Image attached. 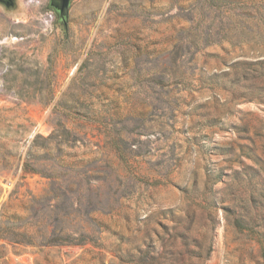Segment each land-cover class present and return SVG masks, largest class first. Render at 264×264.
<instances>
[{"label":"rangeland","instance_id":"1","mask_svg":"<svg viewBox=\"0 0 264 264\" xmlns=\"http://www.w3.org/2000/svg\"><path fill=\"white\" fill-rule=\"evenodd\" d=\"M258 87L264 0H0V264H264Z\"/></svg>","mask_w":264,"mask_h":264},{"label":"trees","instance_id":"2","mask_svg":"<svg viewBox=\"0 0 264 264\" xmlns=\"http://www.w3.org/2000/svg\"><path fill=\"white\" fill-rule=\"evenodd\" d=\"M254 65H259V67L262 65V64H254ZM232 70H235L233 67H232ZM247 70H252V68H247ZM253 71H255V70H253ZM243 72V71H242ZM238 74V73H237ZM238 77H240V79H245V73L243 72L240 76H238ZM238 77H237V79H238ZM234 80V79H233ZM255 90H257L259 93H257V94H259V95H261V97L260 98H262L263 96H264V87L263 88H261V87H258V88H255ZM246 94L247 96H251L252 95V91L251 90H249L248 91V93H242V95H239L240 97L241 96H244V95ZM229 100V102H231L233 99L231 98V99H228ZM260 102H262V103H264V99H260ZM207 183H211V181H210V178L208 177V179H206L205 180V183H204V185H206ZM212 183H214V181L212 182ZM217 201L214 199V198H212L211 199V201H209L208 203H206L208 206H210V207H214L217 203H216ZM188 218L190 217V216H187ZM193 217V216H192ZM237 226H243L242 225V223L239 221V220H236V223H235ZM241 224V225H240ZM188 232V231H187ZM0 238H5V237H3V234L1 233V230H0ZM211 251V249H210V247L208 248V250H207V254L209 253Z\"/></svg>","mask_w":264,"mask_h":264},{"label":"water","instance_id":"3","mask_svg":"<svg viewBox=\"0 0 264 264\" xmlns=\"http://www.w3.org/2000/svg\"><path fill=\"white\" fill-rule=\"evenodd\" d=\"M7 2L8 0H2ZM70 0H51L52 6L59 12L60 17L67 15Z\"/></svg>","mask_w":264,"mask_h":264}]
</instances>
